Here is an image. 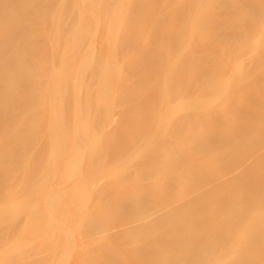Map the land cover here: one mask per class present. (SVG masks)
<instances>
[{
  "label": "bare ground",
  "instance_id": "obj_1",
  "mask_svg": "<svg viewBox=\"0 0 264 264\" xmlns=\"http://www.w3.org/2000/svg\"><path fill=\"white\" fill-rule=\"evenodd\" d=\"M226 1L0 0V102L11 103L0 104V127L27 122L30 97L59 103L31 148L19 133L8 145L0 140V262L214 264L223 257L221 264H264V48H242L253 34L264 36V0ZM238 3L252 8L242 22L229 10ZM214 7L222 10L212 23ZM169 13L183 23L152 39L159 29L150 23ZM211 24L218 27L209 37ZM30 35L39 51L30 49ZM151 40L155 52L143 56L139 47ZM195 42L209 45L202 63L185 51ZM177 45L183 59L172 57ZM192 72L191 82L184 75ZM12 91L14 99H3ZM239 97L246 102L236 103ZM145 103L161 114L149 116ZM77 117L83 134L76 129L67 141L64 131ZM185 128L193 135L187 142ZM34 148L40 163H52L37 200L28 185L43 168L30 173V164H13L30 163ZM176 164L183 166L158 184ZM63 171L68 178L60 180ZM132 177L141 183L131 185ZM222 182L227 189L214 194ZM185 187L181 204H170ZM10 193L13 205L3 199Z\"/></svg>",
  "mask_w": 264,
  "mask_h": 264
},
{
  "label": "rangeland",
  "instance_id": "obj_2",
  "mask_svg": "<svg viewBox=\"0 0 264 264\" xmlns=\"http://www.w3.org/2000/svg\"><path fill=\"white\" fill-rule=\"evenodd\" d=\"M229 1V3H231L232 1H237V0H231V2H230V0H228ZM228 1H226V3L228 2ZM240 3H242V2H240ZM239 4V3H238ZM243 4V3H242ZM239 7V8H238ZM243 6L242 5H237V8L236 7H233V8H229V10L231 11V13L232 14H234L233 16H235V18H236V20L237 19H239L238 20V22L239 21H241L242 22V20L243 19H245L250 13H251V7H244V8H242ZM223 8V7H222ZM247 8V9H246ZM213 9V10H212ZM211 9V11L214 13V15L213 16H211L210 17V21L212 22V23H214V22H216L217 20H218V18H219V15L220 14H218V9H221V8H216V7H214V8H212ZM240 9V10H239ZM216 10V11H215ZM222 10V9H221ZM225 10H227V6H226V9H224V11ZM156 11V10H155ZM159 10H157L156 12H158ZM162 11V10H161ZM235 11V12H234ZM227 12V11H226ZM158 14H159V12H158ZM158 14H157V16H158ZM173 15V16H172ZM174 15H176V13L174 14V13H169V14H165V18H164V15L161 17V18H164V19H161L160 18V16H159V18L157 19V20H155L153 23H150V26L152 25V28H154L155 26L157 27V29H159V30H157L156 29V27L154 28L155 30H157L155 33L153 32L152 33V35H151V38L152 39H154V38H156V37H164V39L165 38H167L166 37V35H169L170 33V27H172L171 29H177L182 23H183V21H180L181 19L180 18H177V17H175ZM225 16H227V14H224ZM222 17H223V15H222ZM36 18H38V17H36ZM175 18V19H174ZM234 18V19H235ZM259 18V19H258ZM258 18H256V20L257 21H255V23H257V22H259V23H261V18L260 17H258ZM180 19V20H179ZM174 20V21H173ZM194 20V19H193ZM192 20V21H193ZM259 20V21H258ZM169 21V22H168ZM172 21V22H171ZM178 21V22H177ZM191 21V22H192ZM259 23H258V25H259ZM166 24V25H165ZM172 24V25H171ZM160 25H162L161 27H160ZM212 26H211V28L209 29V30H211V31H208V34H209V37H212L213 35H214V33H215V31H216V29H217V27H218V25L217 24H211ZM262 26H261V28L263 27V29H264V26H263V23L261 24ZM154 26V27H153ZM165 27V28H162V27ZM174 27V28H173ZM169 28V29H168ZM153 29V30H154ZM162 29V30H161ZM164 29V30H163ZM192 29L190 28V30L189 31H191ZM166 32H167V34H166ZM165 33V34H164ZM211 33V34H210ZM154 36V37H153ZM253 37H251V39H249L243 46H242V48H244V49H248V48H250V46L252 47V46H254V45H256V44H259V45H263V48H264V36L263 37H260V36H257V34H253L252 35ZM221 37V36H220ZM258 37H260V39H261V41H262V39H263V41L261 42L260 41V39L258 38ZM28 39L30 38V40H29V42H30V44H29V46H30V49H32V50H36V51H39L40 50V48H41V44L40 43H38V41H37V37L36 36H33V35H30V37L28 36L27 37ZM26 38V39H27ZM224 38V39H223ZM222 39H223V41H222ZM222 39L221 38H219L218 39V41L219 42H221V43H218V44H222L223 42V45H221V47L222 48H226V50H227V48H228V46H229V44H228V46H227V43H229V41H227V40H225L226 38L224 37V36H222ZM221 40V41H220ZM225 40V41H224ZM28 41V40H27ZM226 41H227V43H226ZM153 40H151V42H146V43H144L145 44V46L143 45V48L144 49H146V50H144L143 48H142V46L141 47H139V49H140V51H141V53H142V55L143 56H147L150 52H155V50H153V49H155L154 48V46L152 45L153 44ZM188 43V42H187ZM148 44V45H147ZM184 44H186V43H183V44H181V45H179V46H183ZM202 44V45H201ZM224 44H225V47H224ZM147 45V46H146ZM178 45L176 46L177 47V49H176V47L174 48V49H176L175 51V53H174V56H172L174 59H183L186 55H184V52L182 53L181 52V50H179V49H181V47L180 48H178L179 47ZM227 46V47H226ZM183 48H185V47H183ZM191 48V49H190ZM194 48V49H193ZM222 48L220 49L221 50V52H220V50H218V52L219 53H222ZM263 48H262V50H263ZM39 49V50H38ZM138 49V48H137ZM152 49V50H151ZM201 49V50H200ZM209 49V45L206 43V42H195L193 45L191 44L190 46H188V47H186V53H188V54H191V53H197L198 54V57L196 58L195 57V60H199L198 62L200 63H202V62H204V60H205V55H204V52L206 51V50H208ZM223 49V50H224ZM144 51V54H143V51ZM204 50V51H203ZM150 51V52H149ZM160 51H162V50H160ZM190 51V52H189ZM148 52V53H147ZM157 52V51H156ZM181 52V53H180ZM223 52H225V51H223ZM263 52H264V50H263ZM185 53V54H186ZM202 54V55H201ZM264 54V53H263ZM41 55V56H40ZM176 55V56H175ZM204 55V57H200V56H203ZM42 57L43 56V54L42 53H40L39 55H38V57ZM243 58V60H242V62H248V64H246L245 63V65L244 66H246V65H249L250 63H249V56H247V57H242ZM242 62H240V63H242ZM251 62V61H250ZM243 66V65H242ZM127 68V67H126ZM125 68V69H126ZM127 70V69H126ZM195 74V75H194ZM197 73H193L192 72V75L190 76L189 75V77L187 76V75H184V78H186L187 77V79L189 80V81H193V80H195L197 77H198V74L196 75ZM194 75V76H193ZM196 77V78H195ZM193 78V79H192ZM222 80V79H221ZM221 80L219 81L218 80V83L220 84V85H222V83H224L225 84V82H224V80L225 79H223L222 80V82H221ZM217 82V81H216ZM206 85V86H205ZM129 86V87H128ZM134 86H135V84H134ZM135 88V87H134ZM202 88L204 89V90H208L209 89V85L207 84V83H202ZM126 89V90H125ZM131 89H133V85L132 84H130V85H127V86H124V87H122V90L125 92V91H128V90H131ZM12 93H14V91H12V92H10L8 95H5L6 97L4 98V96H3V99H6L7 97H9V95H10V97H12L13 99H14V96H11V94ZM15 94V93H14ZM13 94V95H14ZM2 97V96H1ZM9 97V98H10ZM9 98H7V99H9ZM2 99V100H3ZM176 99H178V98H176ZM100 100H102V97L100 98ZM240 100V101H239ZM4 101V100H3ZM237 101V102H236ZM8 102H11V99H10V101H8ZM7 102V103H8ZM13 102V101H12ZM235 102L236 103H240V105H242V104H244L245 102H246V97H239V98H237L236 100H235ZM0 104H2V108H4V106H5V108H7L11 103H8L9 105L6 107V105H5V103H1L0 102ZM46 104V105H45ZM58 102L57 103H53V101L52 100H49L48 101V99L46 98V102L44 101V100H42V99H36L35 97H30V114H28L29 115V117H28V119H25V120H27V122L25 121V122H21L20 124L19 123H17V121H16V124H14L15 123V121L12 123L11 122V124H14V126H11L10 127V125L11 124H9V122H7L8 124H9V126H8V124H7V126L5 125H3L2 127L4 128H2V127H0V140L2 139V138H4V136H5V140H3V141H5L6 143H7V145L8 144H10V143H8V141L10 140L9 139V135H12V132H13V136H14V134H16V133H19L20 135H26V136H29L30 137V148L33 146V143L36 141V140H34V137L35 136H38V135H40L41 133H42V131L44 130V126H45V122L44 121H46L47 119H48V117L50 116V117H57V115H54V116H52V115H50V113L51 112H53L54 110H57L58 109ZM227 103L226 102H224V104H220V105H217V109H219V107L218 106H220V108L222 107V106H224V105H226ZM153 103H145V104H143V106H144V108H147L148 107V113L147 114H149V116L151 115V116H153L154 114V116H158V115H160L161 114V109H159L155 104L153 105ZM1 106V105H0ZM142 106V105H141ZM4 108V109H5ZM50 108V109H49ZM205 108V107H204ZM35 115H40V117H35ZM60 117V116H59ZM132 117H134V118H136V116L135 115H131V118ZM251 117V116H250ZM249 117V118H250ZM248 118V119H249ZM80 118L79 117H77V120H74V124L71 126V127H69V129H67V130H65L64 131V134H65V136H64V139H68L67 141H72V139H73V137L75 136H73V134H74V131L76 130V129H78L79 130V132H75L76 134H78V135H80V134H83V130L82 129H80V127H79V125L81 124V121L79 120ZM246 119V118H245ZM250 119H252V120H248V121H251V122H254V121H256L255 119H253V118H250ZM258 120V119H257ZM78 121V122H77ZM174 121V118L173 119H169V121H168V125H171L172 123H174L173 122ZM258 121H261V120H258ZM258 121H256V122H254V123H256L257 125H259V123L260 124H263V122L261 121V122H258ZM29 122V123H28ZM250 122V123H251ZM254 123H252V125L253 126H251L253 129H255L254 127L256 126V124H254ZM41 125V126H40ZM227 125H229V124H227ZM230 125H232V124H230ZM255 125V126H254ZM18 126V127H17ZM77 126H78V128H77ZM234 126V125H233ZM188 127V126H187ZM186 127V128H187ZM226 127V126H225ZM224 127V128H225ZM227 127H229V128H233L232 126L230 127V126H227ZM235 128H233V129H236V126H234ZM257 128L258 127H261V126H256ZM184 129V131H183V133H182V137H181V140L183 141V142H187V141H189V140H191L192 139V137H193V135H192V131H191V128H190V130H187V129ZM228 128V129H229ZM252 128H249L248 130H250V129H252ZM255 129V131L257 130L258 131V129ZM12 129V130H11ZM189 129V128H188ZM226 129L227 128H225V131H226ZM260 129H262V128H260ZM259 129V130H260ZM231 132L233 131V130H231V129H229ZM228 130V131H229ZM21 131V132H20ZM67 131H69V132H67ZM191 131V132H190ZM252 131V130H251ZM72 132H73V134H72ZM249 132V131H248ZM250 133H254V132H249V134ZM256 133V132H255ZM68 135H69V138H68ZM131 136V137H130ZM129 137H127V139H125V141L127 142L128 141V143H131L132 141H134L133 140V137H132V135H130ZM6 137L8 138V139H6ZM12 137V136H11ZM10 137V138H11ZM39 137V136H38ZM213 138V136H211V135H209L207 138H206V140L208 141V142H211L212 141V139L211 138ZM74 138H77V135L74 137ZM74 140V139H73ZM5 142H3V143H5ZM11 143H12V141H10ZM1 143V142H0ZM2 143V144H3ZM192 145H194V143L192 142L191 143ZM209 144V143H208ZM4 145V144H3ZM0 146H1V144H0ZM41 147H43V149L44 150H48V148H49V146L48 145H46V144H41L40 145ZM48 146V147H47ZM189 146H191L190 144H189ZM215 150V149H214ZM210 153V152H209ZM30 155H31V158H30V163H13V164H20V165H22L23 166V168H25L28 164H30V173H33V172H37V171H40L42 168H43V170H41V176H40V178L38 179V181L36 182V183H34V184H32V185H28V186H30V195H32V196H34V198H36L35 196H38L39 197V199H40V196H42L41 194H42V192H40L39 191V186H40V189H42L41 188V184H42V182H43V185H44V187H45V185H47V179H46V173H47V168L52 164V163H45V161H42V163H40L37 159H38V156H37V151H36V148H34V150H30ZM43 157H44V160L47 158V156H48V154H44V155H42ZM177 157V154L176 153H174V159ZM41 159L43 160V158L42 157H40V161H41ZM36 162V163H35ZM169 162V160L166 158L165 159V162H164V164L166 163H168ZM0 163H4L3 162V158L0 156ZM179 163H188L187 161H181V162H179ZM48 164H50L49 166H48ZM117 164H123V163H115L114 165H117ZM127 164V163H126ZM128 164H130V163H128ZM131 164H134V163H131ZM231 164V163H230ZM230 164H228L227 163V165L225 166L224 165V167H228V165H230ZM65 165V164H64ZM180 168H182V166H183V164H182V166H181V164H176L175 166H174V170H172V168L170 169V168H168L167 170L168 171H171V172H168V171H165V172H162V174L160 175V178L158 179V184H164L165 182H166V177L168 176V174L170 175V174H173V173H175L174 171L176 170V171H178V168L179 167ZM176 167V168H175ZM178 167V168H177ZM184 167H186V166H184ZM44 168H46V170L44 169ZM179 168V169H180ZM186 169H187V171L189 172H191V170H192V168L189 166V167H186V168H184V170L186 171ZM89 170L90 171H93V170H95V168H93V167H90L89 168ZM45 171V172H44ZM43 172V173H42ZM34 173V174H35ZM42 174H43V176H42ZM67 172L66 171H63L62 172V175H61V173L60 174H58V178L60 179V177L62 178V180L64 179H66L65 177H67V175L69 174H67ZM44 175H46V176H44ZM31 176V175H30ZM70 176V175H69ZM92 176H93V174H91L90 175V178H92ZM166 176V177H165ZM171 176V175H170ZM45 178V179H44ZM68 178V177H67ZM70 179H71V176L69 177ZM107 178V177H106ZM106 178H105V180H106ZM108 180H109V178H107ZM114 179V178H113ZM113 179H111V181H114ZM116 179V178H115ZM136 178H134V177H132V179H130L129 180V182H130V184L131 185H133V183H141V181L140 180H138V179H136L137 181H134ZM61 180V179H60ZM107 180V181H108ZM131 180H133V181H131ZM160 180V181H159ZM42 181V182H41ZM103 181V180H102ZM110 181V180H109ZM162 181V182H161ZM165 181V182H164ZM45 182H46V184H45ZM222 183H224V184H226L225 182H222ZM37 184V185H36ZM221 184V183H220ZM224 184H222L221 186L220 185H218L217 186V188L215 187L214 189L217 191V193H214V194H218V192L219 193H223L222 191H224L225 190V188L227 189V187H228V183H227V185H224ZM36 185V186H35ZM42 185V186H43ZM135 185V184H134ZM187 185H188V182H187ZM186 185V186H187ZM220 186V187H219ZM37 188V189H35V188ZM43 187V188H44ZM188 187V186H187ZM219 187V188H218ZM224 188V190L222 189V188ZM27 188H29V187H27ZM218 189V190H217ZM219 189H220V191H219ZM229 189V188H228ZM43 190V189H42ZM186 190V191H185ZM187 188L185 187L184 188V191H182V193L181 194H179V195H177V197L175 196V198H173L169 203L170 204H174V205H179V204H181V202L184 200V198L186 197V194H187ZM45 191V190H44ZM228 191V190H227ZM226 191V192H227ZM140 192V191H139ZM41 193V194H40ZM44 193V192H43ZM46 193H47V191H46ZM16 194V193H15ZM185 194V195H184ZM225 194V193H224ZM9 195H11V193L9 194ZM9 195H7L8 197H3V199H5L6 201H8L11 205H13V203H12V199H13V195H11V197L9 196ZM40 195V196H39ZM44 195V194H43ZM207 195V194H206ZM220 195V194H219ZM11 198V200L9 201V199ZM38 198H36V200H37ZM110 204H111V202H109ZM14 213V212H13ZM13 215H15V214H13ZM162 231H164L163 229H161ZM160 230V231H161ZM225 243V242H224ZM226 243H227V241H226ZM231 243H232V241L231 242H229V240H228V246H227V244H223L222 246H225V247H223V249L221 250V252L223 251V250H225V249H227L228 247H229V244L231 245ZM222 248V247H221ZM225 248V249H224ZM127 249H129V248H127ZM223 252H225V251H223ZM222 258V261H220V258L218 259V260H216V262H213L214 264L215 263H218V264H221L222 262L223 263H225L226 261H223V260H225L223 257H221ZM1 261V260H0ZM215 261V260H214ZM226 263H228V261L226 262ZM0 264H6L5 263V261H2V262H0ZM207 264H209V263H207Z\"/></svg>",
  "mask_w": 264,
  "mask_h": 264
}]
</instances>
